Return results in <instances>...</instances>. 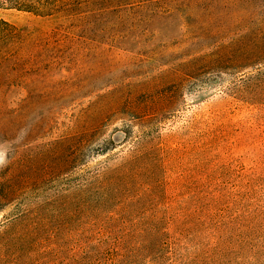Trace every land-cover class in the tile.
Segmentation results:
<instances>
[{"label": "rangeland", "instance_id": "rangeland-1", "mask_svg": "<svg viewBox=\"0 0 264 264\" xmlns=\"http://www.w3.org/2000/svg\"><path fill=\"white\" fill-rule=\"evenodd\" d=\"M116 1L68 20L0 3L63 41L35 105L0 112V231L22 228L0 264H264V0ZM134 147L137 176L113 172Z\"/></svg>", "mask_w": 264, "mask_h": 264}, {"label": "trees", "instance_id": "trees-1", "mask_svg": "<svg viewBox=\"0 0 264 264\" xmlns=\"http://www.w3.org/2000/svg\"><path fill=\"white\" fill-rule=\"evenodd\" d=\"M96 1L99 5L105 7L104 0ZM109 0H106V2ZM155 4L160 1L154 0ZM117 0L115 5H125ZM0 3L7 5L9 8H15L32 14L37 18H55L66 20L73 18L76 11V0H0ZM60 32L58 30H21L16 26L6 22L0 21V112H11L13 110H23L29 106L35 105L34 98L31 97L29 84L34 80H42L45 78L44 71L46 70V50L50 46L60 45L63 43L58 37ZM65 37V36H64ZM152 104L158 106L156 102ZM161 105V104H160ZM139 148L134 147L131 151L124 153L121 158L122 161L118 163L113 172H122L130 178H135L139 173V169L134 170L136 162L141 158ZM105 170L96 173L97 176H105ZM108 174V173H107ZM113 175H111L112 177ZM2 196L0 193V201H6L8 197ZM200 211L188 210L184 213L182 222H211L212 213L205 212L203 214H196ZM220 222V220H216ZM159 223V222H158ZM18 228L15 230L12 238H16V233L21 231V226L14 223ZM244 235L241 237V242L247 243L251 238V229L248 225H240ZM224 229L222 223H216L215 235L220 233L216 245L218 247L224 245ZM8 229L0 231V245L7 244L10 239H5ZM169 229H158L154 226H144L141 233L149 232L155 235V244L157 250H162L168 240L173 236L164 237V233ZM20 234V233H19ZM240 237V236H239Z\"/></svg>", "mask_w": 264, "mask_h": 264}]
</instances>
